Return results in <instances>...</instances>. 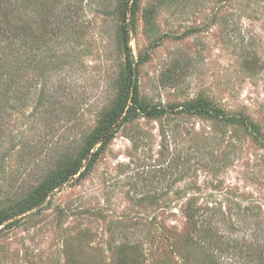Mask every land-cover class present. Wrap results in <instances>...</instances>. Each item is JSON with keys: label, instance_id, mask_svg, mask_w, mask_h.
I'll list each match as a JSON object with an SVG mask.
<instances>
[{"label": "rangeland", "instance_id": "374dc122", "mask_svg": "<svg viewBox=\"0 0 264 264\" xmlns=\"http://www.w3.org/2000/svg\"><path fill=\"white\" fill-rule=\"evenodd\" d=\"M0 6L34 26L30 48L54 50L37 85L0 97V214L84 154L129 56L139 105L157 109L120 120L83 175L0 226V264H264V0ZM70 14L57 38L44 34ZM51 62L69 66L51 74ZM43 93L57 103L39 108Z\"/></svg>", "mask_w": 264, "mask_h": 264}, {"label": "trees", "instance_id": "16d2710c", "mask_svg": "<svg viewBox=\"0 0 264 264\" xmlns=\"http://www.w3.org/2000/svg\"><path fill=\"white\" fill-rule=\"evenodd\" d=\"M17 7L20 8V5H17ZM17 7L12 6L13 11H15ZM13 15L14 14H11V12L9 14L0 12V86L5 89V92L0 91V97L4 94L9 102L13 99L9 94L12 92V90L18 91L22 87L20 86V83H22L24 80L32 77L31 80H33V84L29 85L31 89L33 85L38 84L37 80L39 76H34L32 70L35 72V70H37V68L41 66L43 62H45V53L54 51L52 50L45 52L42 46L36 41V38L34 46L30 48L29 43L31 36L36 31L34 26L32 25L28 27L27 22L24 20L16 21L12 17ZM70 19H73V15L71 14L65 17L64 21H61L63 25H58L57 28L55 26H50V29H43L44 34H48L57 38L59 33H61L62 28L65 25L69 26ZM62 34L67 33L64 32ZM33 51H36L34 60L31 59L27 54L28 52L32 53ZM11 61L16 63L17 66L13 67ZM67 66L69 65L66 62H51L46 64V67L49 68V72H51V74L64 72V69H67ZM127 66L129 78L126 82V86L121 90L120 95L116 100V104L103 117L100 126L88 140V149L82 156L75 158L74 160H69L67 164H64V167L61 170L57 171L51 175V177L45 180L38 188L33 191L32 194L28 195L17 205L15 211L12 214H0V226L6 224L8 220L14 216H18L33 208L42 206L51 193L60 187L69 184L77 175H83L88 170V168H90L100 157L103 149L112 137L111 131L113 130V127L120 120L134 117L139 112H142L147 116H155L157 114V109H142V107L139 105V85L136 78V67L134 65L133 59L130 56L128 57ZM54 85L59 86L60 84L55 82ZM55 90L58 89L55 88ZM28 95L29 94L17 96V102H21L23 105H26L30 101V99H28ZM54 103H57L56 96L43 93L39 96L37 105L39 108L47 109L54 105ZM1 106H3V108L5 107L4 105L0 104V108ZM200 112L209 113V110L206 109V107H201ZM2 116L6 117L5 114H1L0 117ZM100 143L102 144L98 150L94 151L91 155L92 158L89 161L88 168L83 171L85 168L84 162L87 160L88 154ZM64 162L65 161H63V163Z\"/></svg>", "mask_w": 264, "mask_h": 264}]
</instances>
